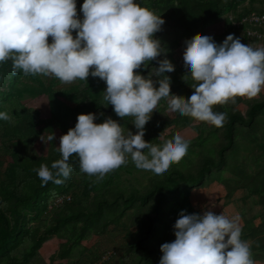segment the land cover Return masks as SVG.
Masks as SVG:
<instances>
[{
    "label": "trees",
    "instance_id": "trees-1",
    "mask_svg": "<svg viewBox=\"0 0 264 264\" xmlns=\"http://www.w3.org/2000/svg\"><path fill=\"white\" fill-rule=\"evenodd\" d=\"M138 2L148 5L144 0ZM167 2L168 6L156 2L150 6L165 18L164 24H173L187 32L223 13V0ZM82 3L83 0H77L81 18ZM157 62L158 59H153L148 68L142 65L135 71L146 72ZM185 78L187 81L182 77L171 82L173 93L184 96L195 91L191 84L197 82L191 74ZM62 82L55 76L26 75L23 70L13 72L11 59L0 61V111H7L10 116L8 120L0 118V264H54L57 258L67 260V264H97L102 255L96 254L84 261L71 260L73 249L80 239L94 232L103 234L112 224L127 227L133 237L128 251L133 264H158L162 255L160 245L175 239L173 225L180 210L200 212L191 203V189L183 190L185 184L192 188L218 180L226 187L228 196L239 187H247L260 193L264 208V97L247 100L246 112L237 107L245 102L241 96L234 102L214 105V111L227 113L222 126L178 113L174 117L149 120L144 137L154 144L171 140L180 127L191 126L198 133L190 139L186 155L162 175L138 168L128 154L127 163L97 179L96 175L80 170L79 157L73 153L69 157L73 167L71 175L63 183L49 180L42 184L35 169L45 163L51 167L52 161L62 154L56 136L50 143L49 153L39 154L36 144L41 135L57 129L64 134L75 126L79 113L89 111L97 114V122L111 116L123 129H135L134 117H120L114 106L108 104L102 86L106 81L99 76H93L81 88L78 84L58 86ZM43 94L49 96L52 109L47 119L25 102L27 95ZM196 120L198 123H194ZM169 128L171 131L165 133ZM241 156L254 160V171H249ZM141 174L147 178L145 185L139 181ZM60 197L63 201L57 202ZM130 216L131 227H128L125 219ZM53 234L65 241L47 263L39 250ZM251 235L256 245L263 246L264 211L261 229L253 228ZM260 257H264V252Z\"/></svg>",
    "mask_w": 264,
    "mask_h": 264
},
{
    "label": "clouds",
    "instance_id": "clouds-1",
    "mask_svg": "<svg viewBox=\"0 0 264 264\" xmlns=\"http://www.w3.org/2000/svg\"><path fill=\"white\" fill-rule=\"evenodd\" d=\"M80 10L82 18L77 0H0V61L11 59L13 72L63 82L99 76L106 81L108 104L120 117H134L138 131L125 134L111 116L97 122L96 113H79L75 126L60 136L61 158L35 169L42 184L63 183L71 175L73 153L80 170L97 179L127 163L128 154L138 168L162 175L180 162L191 142L179 132L162 145L145 139V125L162 98L171 113L222 126L227 113L214 111V105L264 89V47L243 43L234 33L222 42L202 34L185 41L183 54L185 72L197 82L191 84L195 91L187 98L175 94L167 74L175 64L167 55L161 58L168 49L155 36L165 23L161 14L138 0H83ZM153 59L158 66L147 75L135 71L148 68ZM0 118L10 119L9 113L0 111ZM55 135H41V140L52 141ZM240 219L224 210L181 209L173 225L175 239L160 245L158 264H256L250 242L241 238Z\"/></svg>",
    "mask_w": 264,
    "mask_h": 264
},
{
    "label": "rangeland",
    "instance_id": "rangeland-1",
    "mask_svg": "<svg viewBox=\"0 0 264 264\" xmlns=\"http://www.w3.org/2000/svg\"><path fill=\"white\" fill-rule=\"evenodd\" d=\"M147 2V7L152 9L150 3L156 2V4H164L168 6L167 0H144ZM222 8L223 13L220 16L210 18L206 23L201 24L200 26H195L190 32L185 31L182 28L174 27L173 24L162 26V29L158 30L155 33V36L161 39L162 44L168 49L166 53H161V58L164 55H167L175 64V70L168 72L171 78L173 79L171 82H174L177 78H184L186 75L190 74L185 72L184 64H183V54L185 50V41L192 39L198 35L202 34H210L217 42H222L223 39L229 33H234L236 36L240 37L243 43H249L254 47H264V36L259 38H253L246 34L245 31L238 29L234 21L238 20L242 15L248 14L250 12H259L264 13V0H223ZM153 10V9H152ZM154 11V10H153ZM156 13V11H154ZM157 14V13H156ZM264 31V29H263ZM52 37L49 36V41L51 42ZM158 66V62L155 64ZM150 69L143 74L147 75ZM52 76H49V78ZM93 76L90 74L86 79L77 78L72 82H62L64 85L78 84L81 87H84L88 84V82L92 81ZM154 79H157L154 76ZM104 89H106V83L102 85ZM158 86V80H157ZM179 95V94H178ZM182 97H189L190 95L185 94L180 95ZM245 102L240 103L237 107L246 112L248 105L247 100L251 98H263L264 97V89L261 92L254 96H241ZM25 102L28 106L39 110L40 115L43 119L50 118L52 115V109L50 104L49 96L43 94L38 97H30L26 96ZM72 105L75 103L70 102ZM164 106L166 109L163 110ZM167 113V114H166ZM176 113H171L168 109L167 98L166 101L160 100L157 109L153 111L152 117L150 120L155 118H166L168 116L174 117ZM264 116V115H263ZM194 123H198V121H194ZM211 124V123H209ZM135 126V125H134ZM129 129L132 132H136L137 128L132 129L130 127H126L124 130L125 134L129 132ZM171 128L166 129L165 133H169ZM197 129L187 126L180 127L177 129V132L182 135L194 139L197 136ZM262 133V132H261ZM49 133L44 134L43 136L47 137ZM56 139L60 140V136L62 132L57 129L55 132ZM221 136V134H220ZM50 143L39 139L36 144L37 150L41 155H47L50 150ZM59 143V141H58ZM245 154V153H244ZM251 156V155H249ZM252 157V156H251ZM242 158V156L240 157ZM243 159V158H242ZM245 161L246 167L250 172L254 171L256 165L252 158H248ZM244 165V164H243ZM6 166V160L3 165ZM72 167V165H70ZM73 168V167H72ZM138 175V174H136ZM138 181V180H137ZM139 181L145 185L147 183V178H145L142 174L139 177ZM138 181V182H139ZM142 185V186H143ZM191 189V203L195 208H197L201 213L206 208H210L212 211L216 213H221L223 210L228 215H233L238 213L241 217L240 223L242 225V230L245 228V232H242L241 238H247V240L251 244L252 256L255 260L256 264H264V257H260L264 252V244H257L256 239L252 237L253 228L261 229L262 224V214L264 211L263 204L261 203L260 193L256 191H252L247 187H239L235 189L231 196L227 195L226 187L220 183L218 180L208 181L204 185L190 187L189 185H183V190L186 191ZM132 211L129 213L131 214ZM131 216L125 219V224L128 227H131ZM125 226H114L113 224L109 226L107 232L103 234H99L97 232L91 233L87 238H82L79 240V244L75 246L73 249V255L71 260L84 261L87 257H92L94 255H102L100 261L97 264H102L104 261L108 262V264H133L131 261V255L129 251V244L132 242L133 237L129 235V231ZM136 229L133 227L132 231ZM62 240L58 235L53 234L48 237L41 246L39 250V254H41V258L49 263L52 259L54 253H56L59 248ZM255 244V246H254ZM67 264V260L57 258L54 261V264ZM83 264V263H79Z\"/></svg>",
    "mask_w": 264,
    "mask_h": 264
},
{
    "label": "built area",
    "instance_id": "built-area-1",
    "mask_svg": "<svg viewBox=\"0 0 264 264\" xmlns=\"http://www.w3.org/2000/svg\"><path fill=\"white\" fill-rule=\"evenodd\" d=\"M235 26L244 30L249 36L261 39L264 36V13L250 12L242 15L238 20L234 21ZM63 201L60 197L57 202Z\"/></svg>",
    "mask_w": 264,
    "mask_h": 264
}]
</instances>
